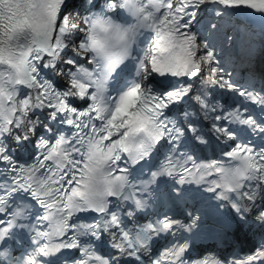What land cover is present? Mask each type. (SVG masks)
<instances>
[{"label": "snow or ice", "instance_id": "6c2138e0", "mask_svg": "<svg viewBox=\"0 0 264 264\" xmlns=\"http://www.w3.org/2000/svg\"><path fill=\"white\" fill-rule=\"evenodd\" d=\"M84 3L89 6V14L73 17L71 13L63 14L68 0H0V138L27 140L39 123L38 119L28 118L33 110H44L47 120L77 129L70 136L56 135L54 142L41 137L38 147L44 149L42 158L27 167L17 165L0 142V161L10 165L11 172L15 173L10 183L5 180L0 186V214L4 217L0 218V242L11 239L17 228H27L33 233L31 251L12 257L7 248H0V258H4L0 259V264L5 260L11 264H44L45 257L61 249L83 253L73 264H116L96 255L93 243L81 240V237H89L91 241H100L105 233L116 241L112 246L121 254L143 264L142 256L153 236L170 231L179 222L164 216L128 229L121 213L113 210L110 198L131 200L136 210H142L146 200L137 198L131 189L146 192L157 177L173 176L177 169L190 173L193 176L190 182L195 183H201L206 175L212 174L209 168L214 169L218 181H210L207 190L217 193L220 189L217 198L224 200L232 194L236 201L232 207L242 220L245 209L239 199L256 198L255 192L243 190L246 184L257 181L256 187L264 189V147L244 142L236 143L225 153L236 161L235 165L193 163L196 172H190L185 164L191 162L192 157L186 152L177 155L179 145L186 137L199 144L207 143L203 129L199 121L191 118L193 113L185 112L186 123L177 126L164 110L189 98L192 86L157 92L145 83L153 74L196 77L207 66L208 76L202 80L203 85L231 90L264 110V94L240 88L220 75L224 70L218 64L211 66L215 61L214 53L207 42L198 43L197 34L190 30L196 13L188 11L214 3L224 10L246 7L264 14V0H104L97 12L91 11L97 7L95 0H84ZM117 13L126 14L123 22L114 18ZM215 14L219 16L221 12ZM210 28L215 29L216 25L211 24ZM146 32L149 33L146 41H141L146 43L143 56H133L134 45ZM81 33L82 39L76 43L72 37ZM201 48L205 54L198 56L197 50ZM44 53L47 62L36 63L42 60ZM81 56L90 57L88 67L80 62ZM129 61L134 68L132 79L125 80L113 95L109 84ZM41 67L65 77L66 86L58 89L52 81L42 78ZM21 86L35 89V94L22 93ZM205 95L202 91L192 99L203 111V119L211 120V135L231 141H236L245 131L264 135V120L255 118L247 106L226 110L219 102H207ZM75 99H87L91 103L81 109L74 106ZM44 127L51 131L47 125ZM21 129V134L14 135V131ZM162 142L168 144L169 154L157 170L149 172L147 180L133 184L129 180V166L149 159ZM40 169H45L46 174L37 175ZM179 183H185L184 175L179 176ZM23 194L44 210L35 217L36 224L18 223L29 213L31 204L12 207L9 203L17 195L23 199ZM85 212L100 214V219L93 223H69L76 213ZM133 214L126 213L129 217ZM258 219L264 221V211L259 213ZM43 222L47 223L41 230L38 225ZM54 237L64 239L53 243ZM186 248V244L173 245L163 255L175 257L177 264H220L215 259L186 261L182 258ZM256 261L264 264V245L246 261L232 264ZM152 264H161V260L156 259Z\"/></svg>", "mask_w": 264, "mask_h": 264}, {"label": "bare ground", "instance_id": "6f19581e", "mask_svg": "<svg viewBox=\"0 0 264 264\" xmlns=\"http://www.w3.org/2000/svg\"><path fill=\"white\" fill-rule=\"evenodd\" d=\"M100 2H104V0H95L96 4H99ZM88 5H86L84 3V0H68V5L66 7V9L64 10L63 14H68L71 13L73 17H77V16H86L84 9H88ZM211 8V10H210ZM217 11H220L221 14L219 16H217L215 13ZM239 13L238 9H228V10H224L222 6L214 4V3H207V8H206V13H205V17L206 20L204 22L201 23L203 29H205L207 32L205 34H213L215 35L214 37H216L218 40H225L226 39V43H225V47L224 48H228L230 47L231 49L235 46V49L237 50V53L240 57H242L241 54H239V52L243 51V53L250 51L253 49V46H256V41L258 42V53L259 55L262 57L261 60H256L253 65L256 67H259L261 69H264V33H260L257 36L261 39V40H254L256 38V26L254 27H250L247 23H241V21H237L235 22L234 20H230L229 18H227L228 16H230L232 19L236 18V15ZM226 16V19H224V17ZM256 22V20H254ZM235 22V23H234ZM211 24H215L216 28L212 29L210 28ZM224 27V28H222ZM213 31V33L211 32ZM219 31H224L226 33H218ZM218 34H217V33ZM82 36V33L79 35L74 34L72 39L73 40H77L78 38H80ZM236 36L237 39L242 40V45L239 44H233L229 43L230 39L232 41V38ZM82 38V37H81ZM80 42V41H79ZM76 42V43H79ZM262 44V45H261ZM214 45H216V43L214 42ZM222 46V44H220ZM202 49V48H201ZM199 49V50H201ZM213 50V48H211ZM255 54H257V46L256 49L254 50ZM214 53V51H213ZM65 55V53H62V56ZM80 59V58H79ZM217 58H215V61L213 62V64H215L217 62ZM212 64V65H213ZM261 66V67H260ZM260 72H264V70H259ZM62 79H65V77L63 76H59Z\"/></svg>", "mask_w": 264, "mask_h": 264}]
</instances>
